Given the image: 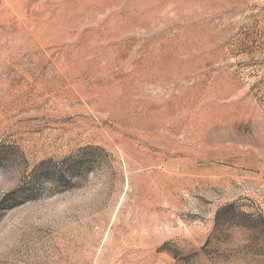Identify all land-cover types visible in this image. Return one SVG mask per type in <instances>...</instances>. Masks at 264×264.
Instances as JSON below:
<instances>
[{
  "label": "rangeland",
  "instance_id": "obj_1",
  "mask_svg": "<svg viewBox=\"0 0 264 264\" xmlns=\"http://www.w3.org/2000/svg\"><path fill=\"white\" fill-rule=\"evenodd\" d=\"M0 264H264V0H0Z\"/></svg>",
  "mask_w": 264,
  "mask_h": 264
}]
</instances>
